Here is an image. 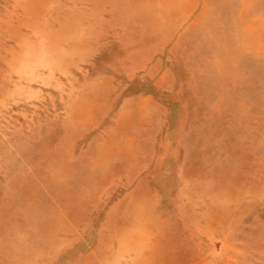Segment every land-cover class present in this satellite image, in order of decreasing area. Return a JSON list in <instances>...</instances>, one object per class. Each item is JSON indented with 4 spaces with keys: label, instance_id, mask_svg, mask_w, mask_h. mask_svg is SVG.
<instances>
[{
    "label": "rangeland",
    "instance_id": "obj_1",
    "mask_svg": "<svg viewBox=\"0 0 264 264\" xmlns=\"http://www.w3.org/2000/svg\"><path fill=\"white\" fill-rule=\"evenodd\" d=\"M0 264H264V0H0Z\"/></svg>",
    "mask_w": 264,
    "mask_h": 264
},
{
    "label": "bare ground",
    "instance_id": "obj_2",
    "mask_svg": "<svg viewBox=\"0 0 264 264\" xmlns=\"http://www.w3.org/2000/svg\"><path fill=\"white\" fill-rule=\"evenodd\" d=\"M52 73V72H51ZM38 77V76H37ZM25 79H26V77H25ZM33 80V79H32ZM21 82V81H20ZM20 84V83H19Z\"/></svg>",
    "mask_w": 264,
    "mask_h": 264
}]
</instances>
